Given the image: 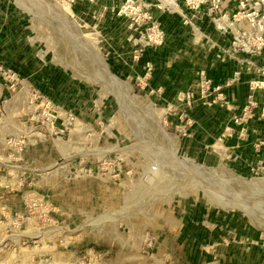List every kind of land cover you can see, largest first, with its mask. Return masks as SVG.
<instances>
[{
  "label": "rangeland",
  "instance_id": "rangeland-1",
  "mask_svg": "<svg viewBox=\"0 0 264 264\" xmlns=\"http://www.w3.org/2000/svg\"><path fill=\"white\" fill-rule=\"evenodd\" d=\"M263 84L264 0H0V264H264Z\"/></svg>",
  "mask_w": 264,
  "mask_h": 264
},
{
  "label": "crops",
  "instance_id": "crops-1",
  "mask_svg": "<svg viewBox=\"0 0 264 264\" xmlns=\"http://www.w3.org/2000/svg\"><path fill=\"white\" fill-rule=\"evenodd\" d=\"M173 26L174 25L170 26L171 30L172 29L174 30ZM198 26L200 29L199 22H198ZM181 28L183 30H187L185 36H182L179 39L171 38L168 40L170 43L173 42L175 45H179L182 47L181 49L183 53L181 57L183 59V62H181V66H180L181 68L172 67L167 69L165 72H161V73L154 72L151 79L152 82L155 81V85H154L155 89L162 88L164 94L171 97L175 96L176 94L178 95L179 93L182 92L187 93L191 89L195 77V73L192 71V66L198 70L199 65L192 64L189 61H193V60L198 61L200 60V55H202V51L200 50V48H196V49L194 48L195 46L200 44V39L195 40L192 38L191 34H189V32L191 31L189 27L180 26V29ZM201 45H203V43ZM239 94L243 96L242 92H240ZM192 109L195 111H200V101L196 102ZM192 118L194 119V122H196V125L199 126L200 117L197 116V114H195V116H193ZM189 132L191 133V137L185 140L187 141V144H189V146L192 147L200 146V129H197L196 126H194L189 130ZM190 151H192V149L187 150L188 155L190 154ZM183 206H184V210L182 212V221L186 225L183 230L184 231L183 237L186 240L187 244L184 246V249L181 252L186 253L187 255L185 256L186 257L185 259L184 258L182 259V261L184 264H200V258H198L200 253V221L202 222L201 227H203L202 234L205 235V229L211 225L210 224L211 221L208 216L209 214L207 213L206 216H203V219H200L201 213H200L199 203H195L191 205L184 204ZM192 239H194L196 243L190 244ZM193 253H195L196 256H189L190 254Z\"/></svg>",
  "mask_w": 264,
  "mask_h": 264
},
{
  "label": "built area",
  "instance_id": "built-area-1",
  "mask_svg": "<svg viewBox=\"0 0 264 264\" xmlns=\"http://www.w3.org/2000/svg\"><path fill=\"white\" fill-rule=\"evenodd\" d=\"M183 97H185V95H183ZM182 133H183L184 136H186V130H185V128L182 129Z\"/></svg>",
  "mask_w": 264,
  "mask_h": 264
},
{
  "label": "bare ground",
  "instance_id": "bare-ground-1",
  "mask_svg": "<svg viewBox=\"0 0 264 264\" xmlns=\"http://www.w3.org/2000/svg\"><path fill=\"white\" fill-rule=\"evenodd\" d=\"M102 66H104V65H102ZM103 68H104V70L109 74V71H108L106 65H105ZM263 86H264V84H263Z\"/></svg>",
  "mask_w": 264,
  "mask_h": 264
}]
</instances>
